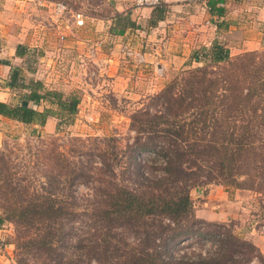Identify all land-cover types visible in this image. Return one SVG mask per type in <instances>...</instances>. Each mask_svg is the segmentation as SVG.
<instances>
[{"label":"trees","instance_id":"1","mask_svg":"<svg viewBox=\"0 0 264 264\" xmlns=\"http://www.w3.org/2000/svg\"><path fill=\"white\" fill-rule=\"evenodd\" d=\"M223 1L208 0L212 15L224 16L225 8L219 4ZM168 12L169 6L162 0L152 10L149 29L156 28ZM223 25L224 21L218 23ZM34 54L23 45L16 49V56L22 59ZM258 57L262 55L252 51L233 61L230 49L215 40L209 49L201 48L191 56V63L204 66L183 71L156 96L155 108L131 116L136 136L128 147L138 154L152 153L159 157L154 162L162 163L160 173L141 171L138 189L117 182L106 152L101 154V168L94 167L91 160L86 167L63 152L48 156L50 163L39 154L34 167L36 185L0 208V229L7 221L34 228L28 243L47 253V260L51 258L43 264L262 261L260 250L252 242L223 224L198 218L191 197L192 189L213 184L227 191L248 190L264 196V62H257ZM22 72L13 67L8 86L25 93L19 95L18 103L0 102V115L39 126L55 117L60 132L64 120L77 113L81 98L46 89L34 79L26 83ZM42 102L55 105L57 110L48 107L40 111ZM81 152L75 149L73 153ZM136 159L130 154L131 162L136 163ZM136 164L141 170V163ZM83 179L90 181L91 197L98 201L73 206L68 203L75 198L70 188L84 184ZM79 211L87 222L70 241V256L63 258L64 224L78 223ZM193 239H217L220 244L205 255L177 257L171 253L174 243ZM18 243L21 246L20 240ZM53 255L58 258L54 260Z\"/></svg>","mask_w":264,"mask_h":264},{"label":"rangeland","instance_id":"2","mask_svg":"<svg viewBox=\"0 0 264 264\" xmlns=\"http://www.w3.org/2000/svg\"><path fill=\"white\" fill-rule=\"evenodd\" d=\"M58 3H64L70 9L82 10L86 16L85 25L76 28L74 33L66 36L64 29L70 30L66 27L71 26L70 19L68 16H57L55 8ZM111 14H113V5L110 0H46L45 3L36 0V10L25 21L29 22L30 26L27 28L30 31L40 29L42 41L34 44L25 43L23 46L34 50L35 54L19 61L20 66L13 67L21 68L22 78H25L26 83H30L33 79L41 81L46 89L58 90L64 95L79 96L81 103L77 113L64 120L60 132L56 127L59 120L55 117L50 132L34 126L10 128L9 131H5L4 141L0 145V208L14 202L15 196L17 198L34 188L37 183L34 167L39 154L44 159L47 157L45 161L49 162L48 156L54 151L63 152L67 157H71V160L84 162L86 167L90 166L91 160L94 167L101 168L103 161L101 154L106 152L109 164L115 169L117 182L134 189L140 187L142 170L161 172V161L154 162L158 160V156L147 152L138 154L136 150L131 151L128 147L136 136L132 128L131 116L137 112L155 108L156 96L167 84L179 77L183 71L202 67L204 64L154 65L151 56L155 54L154 42L156 41L152 39L155 36L151 34L150 37L149 34L155 28L139 33L133 30L126 38H118L119 41H116L113 38L115 35L107 32L110 28L105 27L106 29L99 31L98 25L96 26L93 20L95 17L105 19ZM261 36L263 44L259 50H255L262 55L257 59L259 63L264 62V31ZM79 38L82 43L79 48H75L74 42ZM127 40L129 46L126 45ZM95 47L98 54L92 57L90 51ZM123 48H129L131 55L124 54ZM243 53H232L233 61ZM109 56L113 58V61L117 60V63H113ZM145 57L148 59L146 60ZM117 77L119 80L115 83ZM15 91L17 96L25 93L21 88ZM46 104L42 102L43 106ZM52 107L56 108L55 105ZM109 138H117L119 141H110ZM75 149H81L82 152L74 155ZM130 154L131 157L137 158L136 163H141V170L139 165L130 161ZM88 173H90L89 170L86 171V174ZM83 180L84 184L77 188L72 185L70 188L75 198L66 199V201L68 200V203L73 206L85 207L98 201L96 197H91L90 181ZM207 187L201 186L196 189ZM236 191L238 190L230 189L228 192L235 194ZM4 192L8 194L7 197H4ZM245 193L246 197L252 196V199H244V205H247L246 200L255 201L247 216L232 219L226 223H210L223 224L228 231L253 243L250 239L253 228L256 230L254 236L258 233L264 235L262 228L264 226V196L252 191ZM77 218L78 223L70 221L64 224L65 235L61 246L63 258L70 256L69 252L73 250L70 247V241L73 240L74 235L78 236V228H81V224L87 222L80 211ZM33 231L34 228L29 226L7 221L0 229V264H43L51 260V258L47 260V253L36 250L28 243V238L32 236ZM219 244L217 239H193L176 242L170 249L171 253L177 257H194L213 252ZM78 253L81 256L80 250ZM261 255L262 261H256L254 264H264V254L261 253ZM56 258L58 257L53 255V259ZM49 264H55V261Z\"/></svg>","mask_w":264,"mask_h":264},{"label":"crops","instance_id":"3","mask_svg":"<svg viewBox=\"0 0 264 264\" xmlns=\"http://www.w3.org/2000/svg\"><path fill=\"white\" fill-rule=\"evenodd\" d=\"M41 1L46 2V0ZM110 1L113 5V14L105 19L93 18L99 31L106 29L105 27L110 28L107 32L113 33L114 40L119 41L118 38H126L133 30L139 33L149 29L148 23L153 8H137L135 0ZM164 2L169 6V12L149 34L150 37L153 34L155 38L152 39L156 41L155 54L151 56L154 65H162L161 63L166 66L188 65L195 51L201 48L209 49L215 40L224 43L231 54L259 50L263 44L261 34L264 31V0H224L223 3H219L225 8V14L221 18L210 13L208 0H164ZM35 10L36 0H0V102L18 103L19 101L17 91L8 86L13 66H20L19 61L22 60L16 56L17 47L25 43L34 44L42 41L40 29L30 31L27 28L30 24L25 21ZM10 18L11 20L8 21ZM223 21L225 25L219 27L218 23ZM70 24L71 26H66L70 30L64 29L66 36L79 28L71 19ZM81 43L82 40L77 39L74 42L75 48H79ZM126 45L129 46L128 40ZM110 58L113 63H117V60L113 61V58ZM118 80L119 77L114 82L117 83ZM49 105L47 103L43 106L41 103L38 109L42 111L50 107ZM52 106L51 108L57 110ZM54 119L50 117L45 126H39L26 125L0 115V145L4 141L5 131H9L10 128L34 126L50 132ZM207 188H195L191 191L195 213L197 217L206 221L226 223L232 219H241L247 216L253 207L252 204H255L254 200H246L247 205L243 204L244 199H252V196L246 197L245 192H248L246 190H238L232 194L221 185ZM254 231L255 228L251 231L250 239L264 254V235L258 233L254 236Z\"/></svg>","mask_w":264,"mask_h":264},{"label":"built area","instance_id":"4","mask_svg":"<svg viewBox=\"0 0 264 264\" xmlns=\"http://www.w3.org/2000/svg\"><path fill=\"white\" fill-rule=\"evenodd\" d=\"M41 1V0H39ZM162 0H135V5L137 8H145V7H151L154 8L156 6H158L161 3ZM56 14L58 17H66L68 16L75 24V26L77 27H82L85 25V13L81 10H71L70 8H68L67 5L63 4V3H58L56 4V8H55ZM123 53L130 56L131 55V51L129 48H123ZM98 54V50L97 48H93L90 51V55L92 57H96ZM97 75V72H95ZM264 229V226L262 227Z\"/></svg>","mask_w":264,"mask_h":264}]
</instances>
